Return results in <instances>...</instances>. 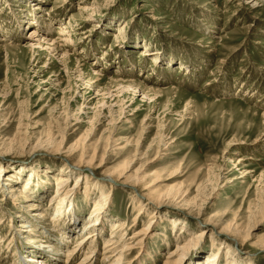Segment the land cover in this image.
Returning a JSON list of instances; mask_svg holds the SVG:
<instances>
[{
    "label": "rangeland",
    "instance_id": "374dc122",
    "mask_svg": "<svg viewBox=\"0 0 264 264\" xmlns=\"http://www.w3.org/2000/svg\"><path fill=\"white\" fill-rule=\"evenodd\" d=\"M256 1L0 0V231L18 239L20 257L49 264L26 250L46 242L44 250L57 248L55 264H78L90 249L68 263L67 251L92 230L83 224L96 202L111 194L95 264H105V242L118 222L128 226L118 236L129 238L152 210V235L125 264H165L187 240L177 264H207L218 249L216 264H264V0ZM68 25L69 58L47 44ZM36 28L50 37L31 47ZM129 158L132 174L146 173L161 192L173 188L197 202L171 199L157 207L130 185L105 179ZM77 166L87 177L76 184L74 174L58 186L59 175ZM89 179L105 184L88 186ZM11 186L30 200L20 191L12 197ZM66 187L75 193H68L72 219L80 220L76 235L58 245L52 218ZM209 195L210 207L199 209ZM252 212L261 222L251 238L233 241L208 227L192 240L214 214L223 218L219 227L233 218L249 226ZM20 257L0 241V264H21Z\"/></svg>",
    "mask_w": 264,
    "mask_h": 264
},
{
    "label": "bare ground",
    "instance_id": "6f19581e",
    "mask_svg": "<svg viewBox=\"0 0 264 264\" xmlns=\"http://www.w3.org/2000/svg\"><path fill=\"white\" fill-rule=\"evenodd\" d=\"M259 5H262V2H260V0H257L255 6H259ZM81 9H83L85 11H89L90 8L87 7V8H81ZM91 10H93V9H91ZM29 23H31L32 25H35V26L39 25V23L37 21H36V23L33 21H31ZM70 27L71 26L68 25L67 27H63L60 30V34L62 36L59 37L60 39L56 43L47 42L48 48L50 50L57 52V53L61 52L63 55H65L67 57L69 56V49L66 47H69V44L72 43L71 35L73 33H71V35H70V31H68V29ZM40 32H42V31L38 30L37 28L31 30V34L29 36L30 39L33 40L31 47L32 46H40V44H41V46L45 45L44 41L43 42L41 41V38H43V37H45V39H47V40L49 39L50 34H49L48 30L47 31L44 30L43 35H41ZM39 36H43V37L38 39ZM34 41H39V42L35 43ZM38 43H39V45H37ZM146 50L148 51L149 49H146ZM142 53H143V55H146V54L149 55V53L145 52V50H143ZM97 79H98V81L102 80L99 77H97ZM113 81H114V83L115 82L118 83L120 85V87H122L121 84H123V87H122L123 89L124 88L135 89V87L139 88V86H137V84H134L133 81L130 82V81L126 80V82L125 81L122 82L121 80H114V79H113ZM146 89H147V87H146ZM139 90L144 92V93L146 91L144 89V87H142V88L140 87ZM139 90L137 89V91H139ZM108 94H109V92H108ZM96 119H98V118H96ZM49 139L54 140V139H52V136H50ZM79 142L80 141H78V143H75L72 146L73 149L79 147ZM96 158H97V156L95 154L91 155V160H95ZM106 161L107 160L104 157H102L99 161V166L103 165ZM132 161L133 160L131 158H129V159L125 160L123 163H121L120 165H118L112 169H109L108 170L109 174L104 175L105 179L110 181V182H112L114 180L116 182H121L125 185H130L134 191H140V194H143L142 196H144V198H147L150 202L155 203V205L157 207L168 204V200H171V199H173L175 201L181 199L182 201H184V203L186 205H189L190 203H193V202H195V203L197 202V200H190V199L188 200V198H186L187 192L177 191V190H174L173 188L170 189V191L168 190L165 192H161L159 190L158 186H156L157 181L155 179H151L148 181L147 180L148 177H147L146 173L140 174L138 171V173L132 174L130 172L131 167H132V163H133ZM0 165H2V164H0ZM82 168H84V167L77 166V171H78V172L76 171L77 173L69 171V172H66L64 174H60L61 176L59 175L58 186H61V185H64L65 183H67L70 180V178L73 177L74 174H77L76 184H78V182H81L82 180H84L87 177V175L85 172L82 171ZM4 172H5L4 167L0 166V180L4 176V174H5ZM31 175H32V173H31ZM8 178L10 179V177H8ZM30 180H28V181H30ZM96 182L92 183L90 181V179L87 181L88 186L94 185V186L101 187V189H102L103 187L101 185H104L105 183H99V181H96ZM12 187H14V188H12ZM11 188L12 189H10V194L12 193L11 194L12 197L17 198L18 195L16 193L18 191H20V192H22V195L24 196L25 201L30 200L28 198V196H26L28 194L27 192H23V190H19V188H17V186H11ZM68 193L70 195H75V193L73 192V189L69 188V187H66L65 189H63L61 194L58 193L59 194L58 195L59 196V202H58V206L56 208V212L52 218V222H53L52 224H53V226H55V230L52 233H55V234L61 236V238L59 237L60 239L56 240L58 245L62 244V242H61L62 239L71 240V238H73L74 235H76L74 233L73 234H71V233L74 232V228H76V223H78L80 220L79 217L72 219L74 216L71 213L72 212L71 209L74 207V201H73L74 199H72L70 196H68ZM110 195L111 194H106V195L104 194L102 196V198L96 202L95 210H93L94 211L93 214H91L89 220L85 224H83V227H85V229L91 228L92 230L90 232H88L87 234H85L81 239H79L78 242L74 245V248L72 250L67 251L66 263H68V260H70V259L73 260L75 257L79 256L81 253H83L85 251L86 248H89L90 251L87 252L83 258H81V261L78 264H95V261L98 260V256H99L100 252H98V254L93 253V252L96 249L97 242H98L99 238L101 237L102 233L104 234V226H105L104 225L105 224L104 219L105 218H104V214L102 212H104L106 210L105 207H107L108 204L111 203L112 197ZM210 197H211L210 195L205 196L204 201L200 199L203 202L202 203L200 202V204H198L199 209L204 207V205L206 203H207L206 206L210 207V205H211V201H210L211 198ZM177 203L180 204V202H177ZM34 206L35 205L30 206V207L34 208ZM143 206L144 205L142 204L141 209H140L141 211L144 208ZM177 209L179 210V208H177ZM259 210L260 209H258V210L256 209L255 212L258 211L257 213L259 214V212L261 211V210L260 211ZM145 212H146V210H145ZM200 212H203V211L199 210L198 214H200ZM255 212L251 213V217L253 218V221L249 224V226H245L243 224V222L240 221V219L238 220L236 218H233V220L231 219V221H227V222H225V224L223 223L224 225H221L219 227L218 225H220V219L222 220L223 218L219 214H214L215 217H210L209 219L204 220L203 223L206 227H204L201 230V232L199 233L200 237L197 236V237L193 238L192 240L195 241L196 239L197 240L202 239V237L205 234L210 233V231L209 232L207 231L208 227H210L213 234L219 233L222 236H225V237L232 239L233 241L238 242L240 238L245 239V240L249 237L251 238L252 236H254L253 231L255 230V228L258 229L257 225L261 222L260 220L256 219L257 216H256ZM43 213H41V216ZM150 213H151L150 219L147 222V224H145V225L141 226V228L135 230L134 235L130 236L129 238H126V237L123 238V236H120V237L118 236V233L120 231H122L123 229L128 228V226L125 227V224H122L119 222L116 224L115 228L113 229V231L111 233V237L105 242L104 252L102 253L104 256L103 261L105 262V264H125L124 262L128 258V255L131 253V251L135 248L139 249L140 245H143L145 240L152 235V230L154 229L153 228V222H155L153 217L156 214V211L152 210ZM261 213H262V211H261ZM187 215L194 216L193 213L192 214L187 213ZM61 216H62V218H64V217L66 218L68 216L65 219L64 223H60V221H59ZM137 217L138 216L135 217L133 222L136 221ZM194 217L196 218V215ZM218 218H220V219H218ZM224 218H225V216H224ZM24 222H26L25 224H27L30 221L26 220ZM54 222H55V225H54ZM137 224H138V221H136L133 224L134 227ZM175 224H176V222H175ZM133 225H132V228H133ZM0 228H2V227H0ZM23 228H24V226H23ZM27 230H29L30 232ZM21 231L24 232L25 234L34 233L33 228L26 229V227H25V229H23ZM116 231H117V235H116ZM22 232H21V234L19 233V236L20 235L23 236L24 233H22ZM42 232H45V231H42ZM55 234L53 236H57ZM48 236H50V235L48 234ZM245 240H242L241 243L244 242ZM0 241H1L2 246L5 247V246L9 245V249L12 252H14V254H16L17 257L18 256L20 257V255H21L19 253L20 248L15 246L16 242L18 241V239L16 237L13 238V236H11L10 234L9 235H7L6 233L3 234L0 231ZM68 243H70V242H68ZM190 243H191V241H188V240H187L186 244H184V245H181L180 243H178L176 248L172 252H170L169 257L167 258L165 264H177V263H179V259L181 257L183 258L185 256V254H186L185 252L188 249ZM45 246H48L46 244V242H44V244H41L40 248L36 245H31L30 248H26V250H29V252L30 251L35 252L37 255L40 256L41 259L43 258L42 259L43 262L44 261L45 262L50 261L49 264L57 263L56 257H55L56 255H58V253L56 251L57 248L55 249V247L52 246L53 248L51 249V251L50 250H44L43 247H45ZM13 249H15V250L13 251ZM259 250L264 251V246L259 245ZM52 251H53V253H52ZM50 252H51V254H50ZM220 254H221L220 249H218L212 255L213 258L211 260H209L207 264H216V262L220 258ZM22 256L24 258L23 257H20L21 259L19 258L22 261L21 264H34V259H32L30 256L28 258H25L24 253H22ZM248 261H250V264H252L251 259H249ZM13 262L16 263L15 261H13ZM141 263L142 262H140V264Z\"/></svg>",
    "mask_w": 264,
    "mask_h": 264
}]
</instances>
